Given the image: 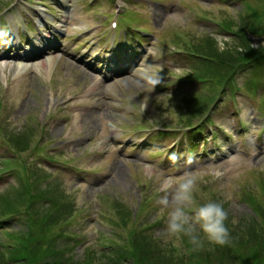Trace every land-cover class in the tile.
Wrapping results in <instances>:
<instances>
[{
    "label": "rangeland",
    "instance_id": "1",
    "mask_svg": "<svg viewBox=\"0 0 264 264\" xmlns=\"http://www.w3.org/2000/svg\"><path fill=\"white\" fill-rule=\"evenodd\" d=\"M63 1L64 5L48 0L45 6L48 11L49 6L55 9L65 24L62 35L90 30L96 19L89 13L92 9L79 7L87 0ZM179 1L182 3L177 7ZM9 2L0 0V7ZM37 2L34 0L32 6L37 7ZM247 3L259 7L263 13L264 0H139L128 4L130 14L137 18L134 24L149 34H145L148 38L142 44L138 64L115 78L102 79L70 50L66 53L56 48L27 57L30 65L17 71L14 66L17 53L34 54V48L31 45L26 49L4 48L1 53L7 55L0 58V216L15 210L20 216L0 226V245L11 241L13 244L14 237L27 231L21 218L25 205L28 200L31 202L30 196L40 194L50 183L60 189L55 190L58 198L65 205L67 202L72 205L71 216L62 222L64 231L57 227L65 235L64 246L71 249L70 261L110 264L111 258L102 253L113 256L112 249L117 247L124 262H132L129 251L122 248L130 246V240L127 231L120 228V222L131 232L145 228L159 239L163 250L159 257L165 260L173 253L172 246L179 251L192 246L186 237L167 233L171 208L158 204L165 195L161 185L192 173L199 181L195 205L215 200L222 202L228 211L227 225L239 245L240 264H264V249L253 248L251 241L243 245L240 234H257V226L249 217L260 212L251 196L264 208V69L259 67L262 78L258 74L257 93L246 91L242 87L245 78L239 75L234 92L221 93L213 107L209 105L206 111L211 112L207 118L212 119L215 133L205 130L198 135L203 138V146L206 142L205 151L200 152V147H196L183 152L179 163L169 164L168 169L161 171L153 161H162L161 156L172 138L159 146L151 139L144 146L133 144L141 137L139 128H150L153 123L181 129L179 120L182 114L186 116L183 111H189L182 105L184 93L209 92L207 85L191 83L188 79L193 65L201 67L199 59H191L189 51L178 54L173 46L166 45V40H173L181 49H192L194 42L211 33L219 35V43L225 47L228 41L223 38H229L230 43L235 39L229 33L218 32L221 27L216 23L229 22L237 28ZM102 7L103 11L112 12L116 5L104 1L95 9L101 11ZM95 29L87 36L76 37V42L89 45L88 40L92 39L94 49H104L103 42L97 46L102 35ZM43 32L50 34L49 44H52L56 32L52 26L35 33L24 31L23 42L37 40ZM250 40L255 47H264V36L252 34ZM92 49L87 47L85 51L90 53ZM52 55H58L52 68L39 70L37 65ZM218 90L215 86L214 93ZM45 119H51L47 126L43 124ZM19 133H22L21 141L16 144ZM3 138L13 141L10 150ZM189 157L191 163L187 162ZM35 171L41 176L40 182L34 179ZM140 207L143 209L139 213ZM133 211L138 217L131 215ZM259 236L252 235V240H258ZM148 249L141 251L144 258L149 256ZM201 250L210 254L206 259L204 256L203 263V258L197 256V263H231V254L215 252V247L206 240ZM257 251L263 256H257ZM257 258L261 259L255 263ZM148 261L155 260L148 258Z\"/></svg>",
    "mask_w": 264,
    "mask_h": 264
},
{
    "label": "trees",
    "instance_id": "2",
    "mask_svg": "<svg viewBox=\"0 0 264 264\" xmlns=\"http://www.w3.org/2000/svg\"><path fill=\"white\" fill-rule=\"evenodd\" d=\"M263 17L264 11L262 13L259 7L248 4L245 12H242L239 18L237 28L229 22L218 21L219 26L222 28L219 29L234 33L237 40H233V43L226 42L225 51L223 52L218 51L219 44L212 38L211 33L203 36V38L198 40V43L192 42L194 44L192 49L201 55L198 63L201 62L202 65L200 68L193 65V72L189 76L210 79L212 90L215 91V86H218V93H227V89L234 91L238 87L237 76L239 73H244L246 76L242 87L248 91L257 89L259 87L257 84L258 74H261L259 67L262 70L264 69V47L253 46L250 37L252 34L260 37L264 36ZM190 45L192 44L190 43ZM210 99L200 93H194L190 97H184L181 100L184 102L182 105H185L189 109V111L187 110L188 119L186 123L191 124L194 117L205 114L203 108H206L205 106ZM39 178L36 177V179ZM30 197L32 199L28 210L30 229L18 238L14 237L13 244L11 241V244L8 243L6 245L9 248V255L6 260L0 254V264H66L67 262H70V264H83L82 261L80 263L79 261H70L71 256L68 252L71 249L64 246L65 242L62 238V233L60 234L56 230L60 224H63L62 222L67 220L70 213L69 210L71 209L70 207H72L71 203L65 205L63 202H58L57 199L59 198L55 194V188L53 187H47L40 194ZM250 200L253 204L257 205L258 208L256 210H259V216H261L260 220L256 218L250 220L254 221V226H257L255 232L257 234H264V231H262L264 229V208H261L260 202L254 200L253 196H251ZM245 221L248 222V220ZM240 234L242 235L241 243L243 245L246 246L251 241L253 248L257 249L260 247L261 250L264 249V237H260L251 232H240ZM201 235L203 234L201 233ZM252 235L259 236V239L252 240ZM158 240L154 235L147 233L145 228L138 229L132 234L131 250L126 249L133 258L131 259L132 262H124L125 259L121 256V249L116 250L113 256H109L106 253L102 254L107 256L108 259L110 257L115 264H146L148 258L155 261H148L147 264H200L195 261V258L200 256L203 258V261H201L203 263L204 256L206 259L210 254V252L205 254V251L201 249H191L192 247H183L184 250L179 251L172 246V256L170 255L165 260H162L159 256L163 250ZM208 244L211 247H215V252L231 254L230 264L241 263L238 257L241 256L239 248L237 247L239 245L235 242V236L233 234H231V242L227 245L219 246L209 242ZM184 245H187V243ZM148 247L149 256L147 255L144 258L141 255V251ZM258 254L257 256H263L259 252ZM111 259L108 260L110 264L113 263H111ZM260 259L257 258L254 262L257 263Z\"/></svg>",
    "mask_w": 264,
    "mask_h": 264
},
{
    "label": "clouds",
    "instance_id": "3",
    "mask_svg": "<svg viewBox=\"0 0 264 264\" xmlns=\"http://www.w3.org/2000/svg\"><path fill=\"white\" fill-rule=\"evenodd\" d=\"M212 38L218 43L221 41L217 34H212ZM223 39L231 42L227 37ZM218 51H225L222 43H219ZM169 158L173 162L178 159L175 153ZM191 161L192 158L189 157L187 162ZM198 184L196 175L185 173L161 185L165 195L158 200V204L171 208L167 216L166 231L171 236L186 237L194 250L202 249L205 240L219 246L227 245L231 242V232L227 225L229 213L222 202L215 200L195 205L194 196L198 191Z\"/></svg>",
    "mask_w": 264,
    "mask_h": 264
},
{
    "label": "bare ground",
    "instance_id": "4",
    "mask_svg": "<svg viewBox=\"0 0 264 264\" xmlns=\"http://www.w3.org/2000/svg\"><path fill=\"white\" fill-rule=\"evenodd\" d=\"M57 57H58V55H52L47 60L41 61L40 64L37 65L38 69L48 71L49 69L52 68ZM20 62H21V60L14 64L15 69L17 71H20V70L24 69L25 67H27L28 65H30L28 62L27 63L26 62L20 63Z\"/></svg>",
    "mask_w": 264,
    "mask_h": 264
}]
</instances>
